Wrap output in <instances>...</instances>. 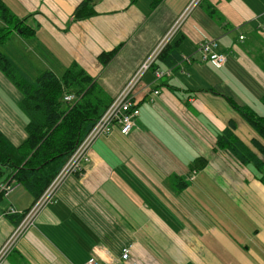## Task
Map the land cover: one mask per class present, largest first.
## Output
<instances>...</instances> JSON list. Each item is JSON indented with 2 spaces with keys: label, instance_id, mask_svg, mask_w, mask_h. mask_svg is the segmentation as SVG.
<instances>
[{
  "label": "crops",
  "instance_id": "crops-1",
  "mask_svg": "<svg viewBox=\"0 0 264 264\" xmlns=\"http://www.w3.org/2000/svg\"><path fill=\"white\" fill-rule=\"evenodd\" d=\"M2 1L36 32L14 33L1 47L29 77L44 71L32 76L24 66L42 69L46 59L59 77L76 63L112 99L193 0H165L153 11V0H97L96 14L83 21L72 19L83 0ZM212 40L227 58L220 69L200 50ZM171 44L183 60L167 68L158 59L145 74L134 129L96 142L84 173L68 178L3 264H264L260 173L216 149L233 120L264 162L252 145L264 141L228 100L264 116V0H200ZM120 45L104 67L99 55ZM22 100L0 71V130L17 147L28 138ZM198 158L208 164L192 171ZM16 185L0 204V246L15 228L8 208L24 212L34 203Z\"/></svg>",
  "mask_w": 264,
  "mask_h": 264
},
{
  "label": "trees",
  "instance_id": "trees-1",
  "mask_svg": "<svg viewBox=\"0 0 264 264\" xmlns=\"http://www.w3.org/2000/svg\"><path fill=\"white\" fill-rule=\"evenodd\" d=\"M96 1L83 0L75 9L72 19L83 21L92 18L96 14ZM137 1L132 0V3ZM163 1L165 0H153L151 11ZM27 20L28 18L16 16L0 0V71L22 93L23 100L18 107L28 119L26 126L28 138L19 147L0 130V177L4 174L3 169L8 168L11 172L6 182L9 180L17 182L18 186H22L33 197L35 203L50 187L114 97L111 99L97 80L76 63H73L61 77L49 70L41 72L35 78L29 77L14 59L1 49L14 33L18 32L26 38L35 36L36 32L27 25ZM176 47L177 45L170 43L160 54L159 62L163 66L174 68L183 60ZM121 49L122 45L101 53L98 57L100 63L104 67L108 66ZM260 65L264 71V61ZM155 67L157 64L153 68ZM67 95L75 96V100L72 103L65 102ZM228 100L264 141V116L258 115L248 106H240L230 98ZM261 101L264 105V96ZM134 102L140 109L136 98ZM236 130L237 123L230 121L227 128L217 136L216 149L226 151L241 165L253 166L260 173V182L264 184L263 160L236 135ZM252 145L264 157L263 144L254 139ZM207 164L205 159L198 158L191 165V170H202ZM178 182L179 187L181 184L187 185V182ZM5 198L7 197L1 193L0 204ZM10 208L14 207H9L5 214L16 228L28 210L21 212L16 209L18 213L8 214Z\"/></svg>",
  "mask_w": 264,
  "mask_h": 264
},
{
  "label": "built area",
  "instance_id": "built-area-1",
  "mask_svg": "<svg viewBox=\"0 0 264 264\" xmlns=\"http://www.w3.org/2000/svg\"><path fill=\"white\" fill-rule=\"evenodd\" d=\"M200 0H193L188 6L186 12L182 17L176 20L164 36L159 40L152 52L147 56V58L140 64L137 70L132 74L127 83L124 85L122 90L113 98L112 103L103 113L101 118L96 122L93 129L86 136V138L78 145L74 153L71 155L67 163L58 173L56 178L52 181L50 187L44 193V195L39 198L34 205L29 209L22 222L17 226L14 231L8 236V238L0 246V264H3L14 251L18 239L21 233L26 234L29 228L35 227V223L41 214V212L48 206L53 205L56 200V195L60 187L70 178L71 176L81 175L84 170L91 163L90 153L93 146L102 138L109 137L114 133L116 129L122 135H128L135 127V121L140 116V109L136 107L134 102L135 93L141 83L143 77L147 72L150 71L152 66L157 62L160 54L164 49L171 43L178 30L181 28L184 18L189 14V12L198 4ZM218 47V42L216 40L205 41L201 44L200 50L204 54L205 60H210L216 68H222L227 61L224 54L214 53V49ZM157 78L164 77L162 72L156 71ZM159 92H155L157 95ZM66 100H73V95L65 96ZM15 181L4 182L0 185V194L3 193L5 197L15 189L13 186ZM18 213L16 209L10 208L8 214ZM19 214H23L19 212ZM7 215V214H6ZM131 249L125 247L122 253V259L128 260L130 258ZM87 264H99L95 261H89Z\"/></svg>",
  "mask_w": 264,
  "mask_h": 264
},
{
  "label": "rangeland",
  "instance_id": "rangeland-1",
  "mask_svg": "<svg viewBox=\"0 0 264 264\" xmlns=\"http://www.w3.org/2000/svg\"><path fill=\"white\" fill-rule=\"evenodd\" d=\"M160 57V56H159ZM159 59V58H158ZM52 65H53V61H51L50 59H46V62L43 64V67H42V69H39L38 67H35V68H33V69H30V70H28V69H26L25 68V66H24V69L29 73V74H32V76H36L38 73H39V71H41V70H43V71H47V69L49 68V67H52ZM155 65V64H154ZM154 65L152 66V68L154 67ZM151 68V69H152ZM150 69V70H151ZM97 80V79H96ZM74 98H75V96H74ZM65 100V102H68V103H72L75 99H71V100H66V99H64ZM260 113V112H259ZM245 124V123H244ZM246 126H248V125H246ZM240 130H241V128H240ZM243 135V137L244 138H247V136L245 135V134H242ZM10 170L8 169V168H4L3 169V175L0 177V185L2 184V183H4V182H6L8 179H7V177L9 176V174H10ZM13 186H15V189H17L18 187H17V185H15V183H13ZM17 194V193H16ZM16 194H14L13 196H12V198H14L15 197V195ZM25 236V234L23 235V233H21L20 234V236H19V241L23 238Z\"/></svg>",
  "mask_w": 264,
  "mask_h": 264
},
{
  "label": "bare ground",
  "instance_id": "bare-ground-1",
  "mask_svg": "<svg viewBox=\"0 0 264 264\" xmlns=\"http://www.w3.org/2000/svg\"><path fill=\"white\" fill-rule=\"evenodd\" d=\"M30 229V228H29Z\"/></svg>",
  "mask_w": 264,
  "mask_h": 264
}]
</instances>
